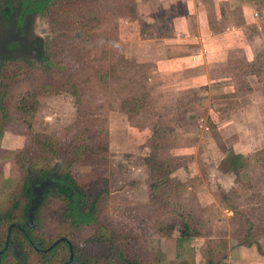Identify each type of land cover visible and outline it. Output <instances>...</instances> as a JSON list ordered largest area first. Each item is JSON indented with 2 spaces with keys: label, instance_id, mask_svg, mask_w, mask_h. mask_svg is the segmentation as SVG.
<instances>
[{
  "label": "rangeland",
  "instance_id": "374dc122",
  "mask_svg": "<svg viewBox=\"0 0 264 264\" xmlns=\"http://www.w3.org/2000/svg\"><path fill=\"white\" fill-rule=\"evenodd\" d=\"M199 1L200 11L193 13L206 28H200V42L193 40L198 36L189 19L176 31V13L190 15L181 0L174 7L168 0H97L92 8L100 23L76 41L73 30L58 27L54 33L48 15L35 16L43 59L29 60L30 72L28 63L21 72L12 70L0 93L6 122L0 144L18 147L0 156L5 171L12 169L3 187L13 194L26 179L25 172L15 175L13 156L27 145L30 174L39 161L37 168L69 173L82 187L91 184L106 230L94 242L97 225H69L64 203L41 195L34 220L38 239L52 242L70 230L96 262L118 235L139 264H206L224 257L217 249L223 245L212 246L217 239H211L221 229L243 235L253 225L255 236L264 237V165L258 164L264 151V0L254 1L247 15L242 11L245 19L238 9L248 0ZM209 29L225 32L230 42L217 47L205 38ZM254 59L257 65L245 66ZM21 97H28L23 121L16 112ZM84 127L107 135L108 152L98 166L69 167L62 149L40 147L57 138L65 148ZM159 137L155 153L181 164L171 174L179 189L169 196L165 189V197L152 203L145 157ZM233 155L243 162L235 172ZM165 207L179 213L171 216ZM188 212L197 226L183 238Z\"/></svg>",
  "mask_w": 264,
  "mask_h": 264
},
{
  "label": "trees",
  "instance_id": "16d2710c",
  "mask_svg": "<svg viewBox=\"0 0 264 264\" xmlns=\"http://www.w3.org/2000/svg\"><path fill=\"white\" fill-rule=\"evenodd\" d=\"M96 1L97 0H0V6H11L15 3H22L24 6H27L30 13L48 15L55 26L53 30L54 33L61 31L57 29L58 27H62L65 32L73 30L74 35L72 39L76 41L77 39H85L86 33L84 31L86 29L96 27V24L98 25L100 23L99 19L94 15L92 8V5L95 4ZM37 58L42 60L43 56L38 55ZM254 61L255 62L252 61L253 63L251 62L252 64L248 62V64L245 66L252 68L253 66L257 65L256 59H254ZM25 63H28L26 68L28 67V72H30L31 67L33 66L29 64V61ZM25 63H13V71H23L25 69ZM75 93L78 94L77 92ZM27 99L28 97H21L16 106V112L21 115L22 121L28 114ZM2 121L3 120H0V124ZM155 135L157 138L158 133L155 132ZM160 139L161 137H159L155 144L150 146V150L147 152L145 157V162L149 170L148 194L152 203H158L162 200V198L165 197L162 194L165 189L168 190L166 196H169L170 193L177 192L179 189L177 180L171 178V174L176 169H178L181 164L177 163V161H175V159L173 160V158L161 159V157L155 153L157 149H160V147H157V145H161L159 144ZM150 142L153 143L154 140L151 138ZM40 147H42V149L45 151L51 150L55 153H58V151L62 149V151H64V153L68 156L67 165L69 167L83 163L98 166L104 162L103 156L108 152L106 133L104 134L99 130L91 131L87 127H84L80 130L78 129L77 133H74L70 138V141L65 144V148L57 138L44 139ZM25 151L26 152L20 154L23 157V160L26 159V155H29L28 147H26ZM39 160L41 162L44 161V163L46 161L44 158ZM38 162L39 161H37V164ZM32 164V167L36 173H42L43 175L47 174L46 167L38 166L37 168L36 162ZM258 164L262 166L264 165V151L258 153ZM231 166L234 172L242 169L243 162L241 156L233 155ZM29 193L30 188L26 186L25 192L22 196L26 197L28 200L30 198ZM22 196L19 195L13 197L12 201H14V203L9 209L10 215H0V249L3 246L8 224L13 221L19 222L21 218L26 219L27 207L24 206ZM45 196L46 198L48 196H53L54 198L56 197L55 199L61 200V202L64 203L62 217L67 223H69V225L73 227L97 225V230L92 237V240L94 242L102 241L101 232L105 229V227L99 222L100 212L97 206L99 194H95L91 184L87 187H82L69 173H65L59 175L57 185L53 189L46 192ZM165 209L170 213L171 216H174L175 213H179L178 210H172L171 212L167 207H165ZM183 215L184 214L180 213L179 216L177 215V217H181L180 219H183ZM185 216L186 219H184L182 224L184 227L180 232V236L183 238L190 237V231L193 229L195 230L197 226L195 224L194 218L192 217V213L188 212V214ZM66 231L67 229L64 231V233L58 235L56 239L61 237H66L69 239L70 245L73 248V263H69L68 261L70 252L67 243L61 242L54 246L50 251L42 253L36 252L35 247H38L39 249H47L49 246H51L53 241L49 242L47 240L36 238V234H34L37 233L36 230H30L29 232V237L34 242V246H32L27 239H24V237L22 242V235L19 233L18 229L13 228L11 234L15 235L13 236L14 240H17L18 236V241L21 242V250L23 251V264H139L140 260L138 258L135 259L129 253V248H127L128 244L125 242L121 243L123 239L121 236H116V234L114 235V233H111V235L116 236L117 240H109L110 252L108 255L99 257V259L97 257V261L93 262L94 258L88 257L84 247L75 241V237L72 236V234H68L70 230L68 232ZM103 232H106V230ZM39 240L40 243L38 244L37 242ZM208 244L210 245V243ZM215 244H217V241ZM220 261L221 260H216L215 258L210 257L206 264H222ZM0 264L18 263L12 255H4L0 259Z\"/></svg>",
  "mask_w": 264,
  "mask_h": 264
},
{
  "label": "flooded vegetation",
  "instance_id": "af4514ba",
  "mask_svg": "<svg viewBox=\"0 0 264 264\" xmlns=\"http://www.w3.org/2000/svg\"><path fill=\"white\" fill-rule=\"evenodd\" d=\"M39 15L36 13H30L28 11L27 6H24L22 3H15L11 6H0V93L6 88V84L8 80H10L11 72L13 70L12 65L13 63H25L31 59H36L40 52V45L42 41L38 39V35L36 34V27H35V16ZM2 115V114H1ZM0 115V119L2 120ZM6 122L2 121L0 124V138L3 135V130L5 128ZM25 145L23 148H20L18 152L14 154V167L19 170L18 172L15 171V175L21 178L24 175L23 172L26 173V179L22 182H18V185L15 187V192L11 194V192H7L10 190L4 189V184L8 183L11 177L12 169L5 171V167L2 163H0V215H10L9 209L12 207L14 203L13 197L23 195L25 192V187L27 186L30 188L29 196L30 198L27 200L26 197H23L24 206L27 207L26 211V219L21 218L20 221H13L10 222L6 229V235L3 242V246L0 249V259L2 256H10L12 255L18 264H23V257H22V250H21V242L13 238L11 232L13 228L19 230V233L22 235L21 240L23 242L24 239H27L32 246H34V242L29 237L30 230H37V224H35L34 220H36V214L38 212V208L33 211V220L30 221L29 216V209L34 203L36 198L35 189L31 187V182H34V186L39 188L38 193L43 195L45 199L46 192L53 189L57 183L59 175H55L52 170H47V174L43 175L42 173L30 174V170L28 169L27 159L28 156L26 155V159L23 160V157L20 155L23 152H26ZM11 149V150H10ZM17 148H5L3 142L0 144V156H7L10 155L12 151L17 150ZM9 150L11 152H8ZM21 173V174H20ZM4 192L7 194L4 197ZM4 198L5 200H2ZM41 202V201H40ZM40 205V204H39ZM33 234V233H32ZM37 234V233H34ZM36 236V235H35ZM37 238V237H36ZM61 239H65V241H61L67 243L70 247V241L66 237H61L54 240L51 246L55 243L60 241ZM59 242V243H61ZM40 243V240L37 242ZM58 243V244H59ZM57 245V244H56ZM55 245V246H56ZM50 247V246H49ZM48 247V248H49ZM72 247V246H71ZM47 249H39L35 247L36 252H48ZM73 250V248H72ZM50 251V250H49ZM70 252V249H69ZM73 253V251H72ZM70 256V254H69ZM73 260V257H72ZM69 261V263H73V261Z\"/></svg>",
  "mask_w": 264,
  "mask_h": 264
},
{
  "label": "crops",
  "instance_id": "0c3cea01",
  "mask_svg": "<svg viewBox=\"0 0 264 264\" xmlns=\"http://www.w3.org/2000/svg\"><path fill=\"white\" fill-rule=\"evenodd\" d=\"M169 4H171V7H174L175 3L179 0H168ZM221 1V0H220ZM250 1V0H248ZM186 2L188 12L190 13L189 16L185 15L184 12L182 13H176L178 15L176 16V24L175 28L176 31L180 29L179 27H182V25L187 22V19H189L192 22L193 31L197 34V38L195 37L194 41H204V38L199 37V33L201 29H203V32L205 33V29L202 25L199 23V18H197L196 13H193V10L200 11L199 5H201V1L199 0H181L180 3ZM246 2V1H245ZM254 1H250L248 5L246 3L239 4L240 16H242L243 19L244 15L242 14V11L247 15L248 9L252 8V4ZM191 3V6H190ZM203 9V8H202ZM174 11V9H173ZM233 11V10H232ZM178 12V10H176ZM181 12V11H180ZM252 14V11H251ZM250 14V15H251ZM175 20V19H174ZM201 28V29H200ZM190 30L188 26V31ZM229 31V30H228ZM207 37L208 39L215 40L217 42V47L223 48L224 43L230 42V37L226 36L225 32L220 31L219 33H212V31L207 30ZM227 33V32H226ZM169 40L175 41L173 37L168 38ZM215 46V45H214ZM228 224V223H227ZM226 226V225H225ZM214 229V228H213ZM218 232L220 231L219 228H217ZM223 234H216L211 239H217V244L215 242L212 244V246H216L219 244H222V247H217L219 250V253H223V258L220 261L222 264H264V237H257L256 235V228L253 227V225H249L247 229H245V233L243 235H238V233L233 234L228 231V233H225L224 229H221ZM216 231V229H214ZM218 235V236H217ZM249 237V238H248ZM248 238L247 240H245ZM210 239V238H209ZM218 253V254H219ZM198 260V259H197Z\"/></svg>",
  "mask_w": 264,
  "mask_h": 264
},
{
  "label": "water",
  "instance_id": "95a60500",
  "mask_svg": "<svg viewBox=\"0 0 264 264\" xmlns=\"http://www.w3.org/2000/svg\"><path fill=\"white\" fill-rule=\"evenodd\" d=\"M31 187L33 188V190L35 189V192H37V193H36V198H35V200H34V203H32V205H31V207H30V209H29L30 221L32 222V220H33V211L37 208V205L40 204V201H41V195H42V194H41V193H38V190H37V189H39V188H37V187L34 186V182H31ZM61 241H65V239H61L60 241L55 242L52 246H50V247L48 248L47 251L51 250L56 244H58V243L61 242ZM69 249H70L69 260L71 261V260H72V257H73L72 247L70 246Z\"/></svg>",
  "mask_w": 264,
  "mask_h": 264
},
{
  "label": "built area",
  "instance_id": "2783aa9c",
  "mask_svg": "<svg viewBox=\"0 0 264 264\" xmlns=\"http://www.w3.org/2000/svg\"><path fill=\"white\" fill-rule=\"evenodd\" d=\"M255 17H257V14H254Z\"/></svg>",
  "mask_w": 264,
  "mask_h": 264
}]
</instances>
